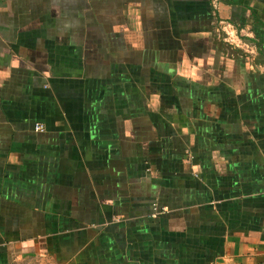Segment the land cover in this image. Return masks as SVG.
Here are the masks:
<instances>
[{
    "label": "crops",
    "instance_id": "obj_1",
    "mask_svg": "<svg viewBox=\"0 0 264 264\" xmlns=\"http://www.w3.org/2000/svg\"><path fill=\"white\" fill-rule=\"evenodd\" d=\"M0 264H264V0H0Z\"/></svg>",
    "mask_w": 264,
    "mask_h": 264
},
{
    "label": "built area",
    "instance_id": "obj_2",
    "mask_svg": "<svg viewBox=\"0 0 264 264\" xmlns=\"http://www.w3.org/2000/svg\"><path fill=\"white\" fill-rule=\"evenodd\" d=\"M45 130V127L43 125H37L36 131L37 132H43Z\"/></svg>",
    "mask_w": 264,
    "mask_h": 264
}]
</instances>
